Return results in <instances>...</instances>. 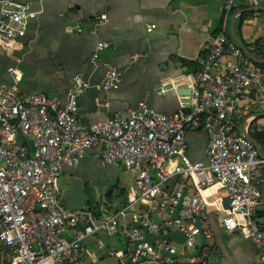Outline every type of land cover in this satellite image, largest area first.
Masks as SVG:
<instances>
[{
	"label": "built area",
	"instance_id": "built-area-1",
	"mask_svg": "<svg viewBox=\"0 0 264 264\" xmlns=\"http://www.w3.org/2000/svg\"><path fill=\"white\" fill-rule=\"evenodd\" d=\"M32 1L0 0V52L24 47L27 25L40 13L32 8ZM248 2L259 6L258 0ZM234 6L235 0H224V14ZM81 26L79 22L76 32ZM107 47L100 42L96 49ZM106 68L102 88L116 89L122 71L107 64ZM195 82L189 109L181 105L166 114L142 101L127 117L91 126L78 119L77 97L89 87L80 79L64 103L45 94L22 95L16 85L2 89L0 245L8 249L10 264H78L86 254L88 237L114 236L126 219V248L109 252L117 264H179L180 259L163 252L185 255L197 249L200 232L195 221L208 207L201 190L215 184L226 198V206H220L221 226L248 238L256 263L264 264V228L256 218L263 198L264 159L234 124L242 98L263 89L264 74L244 57L223 27L210 39ZM195 129L208 133L205 161H193L187 153V132ZM261 130L264 126L256 125L248 132ZM93 148L99 149L103 166L120 164L134 176L127 204L115 211L100 206L99 217L88 208L63 207L58 184L63 168L75 167ZM260 148L264 154V144ZM172 178L183 181L182 189L193 188L175 219L171 216L183 191L169 192L166 185ZM155 215L161 222H154ZM132 223L143 225L150 236L180 232L186 239L183 243L156 239L152 246ZM207 257L202 250L190 258L191 264H205Z\"/></svg>",
	"mask_w": 264,
	"mask_h": 264
},
{
	"label": "crops",
	"instance_id": "crops-1",
	"mask_svg": "<svg viewBox=\"0 0 264 264\" xmlns=\"http://www.w3.org/2000/svg\"><path fill=\"white\" fill-rule=\"evenodd\" d=\"M258 2V7L264 8V0ZM223 3L224 0H33L32 8L40 13L27 25L24 47L0 52V91L16 85L22 95L45 94L64 103L75 80L80 79L89 85L77 97L78 119L83 126L127 117L142 101L166 114L178 111L181 105L189 109L196 83L195 65L202 60L216 30L224 27L230 34L233 15L224 14ZM248 8L255 7L248 0H235L232 10ZM103 15L104 21L100 19ZM239 16L234 19V27L236 33L240 30V40L252 48L255 43L264 48V12L246 13L243 19ZM79 22L82 30L76 32ZM100 42L108 47L98 51ZM106 64L122 71L119 86L108 91L102 88ZM256 68L264 74V66ZM263 101L264 87L242 98L234 114L240 133L243 130L250 135L249 127L264 126ZM186 140L190 158L205 161L208 133L203 129L189 130ZM58 184L60 202L66 209L98 212L100 206H105L115 211L127 204L134 176L120 164L103 166L99 149L93 148L85 152L78 165L63 168ZM182 184L181 179L172 178L166 188L169 192L180 189L190 196L193 188L190 185L182 189ZM263 185L264 180L256 215L264 228ZM102 193L107 203L102 201ZM201 195L208 204L200 218L208 242L203 249L208 255L205 264H257L249 239L238 231L227 232L220 224V206H226V198L219 185L202 189ZM127 223L128 219L120 222L116 235H104L125 239ZM100 234L84 241L86 254L78 264H89L90 256L93 263L103 260L100 251L105 243ZM126 246L127 243L124 249ZM179 264H191V259H180Z\"/></svg>",
	"mask_w": 264,
	"mask_h": 264
},
{
	"label": "water",
	"instance_id": "water-1",
	"mask_svg": "<svg viewBox=\"0 0 264 264\" xmlns=\"http://www.w3.org/2000/svg\"><path fill=\"white\" fill-rule=\"evenodd\" d=\"M251 12H264V8L263 7H255V8H248V9H244V10H241V11H238L236 12L233 17L231 18V21H230V25H229V32H230V36L232 38V40L234 41V43L245 53V55L254 63H264V60H258L256 59L250 52L249 50L247 49V47L244 45V43L242 42V40H240V38L238 37L236 31H235V27H234V19L237 15H241V14H244V13H251ZM182 92L184 91V89L181 90ZM179 93V91H178ZM264 115V113H263ZM242 135L250 140L256 150L258 151V154L259 156L264 159V154L260 148V146L258 145V143L250 136L248 135L245 131H241ZM187 195V192L186 191H183L182 192V195L181 197L179 198L175 208H174V211L172 213V216L171 218L172 219H175L177 218L178 216V211L182 205V201H183V198ZM153 220L154 222H161L158 217L155 215L153 217ZM195 226L197 227V229L199 230L200 234H199V246L197 247V249L195 251H193L192 253H189V254H185V255H180V254H175V255H169L168 253L166 252H163V255L165 256H170L174 259H190V258H195V257H198L200 252L206 248L208 246V242H207V239L204 235V232L202 230V227H201V221L199 218L196 219L195 221ZM132 227L133 228H140L141 230H143V233H144V238H143V241L144 242H147L149 243L150 245L153 246V243L156 239H166V240H169V241H174V242H177V243H183L185 242V235L183 233H180V232H171V233H168L166 235H162V236H159V237H154V236H150L147 232H146V228L139 224V223H132ZM138 243H136L137 245ZM135 245V246H136Z\"/></svg>",
	"mask_w": 264,
	"mask_h": 264
},
{
	"label": "trees",
	"instance_id": "trees-1",
	"mask_svg": "<svg viewBox=\"0 0 264 264\" xmlns=\"http://www.w3.org/2000/svg\"><path fill=\"white\" fill-rule=\"evenodd\" d=\"M235 10H231V15H234L235 14ZM246 15V13H244V14H242V15H240L239 16V18L240 19H243L244 18V16ZM221 30V27L218 29V30H216L215 32H214V35L215 34H217L219 31ZM227 35H228V37L230 38V40L232 41V42H234L233 40H232V38H231V36H230V34L229 33H227ZM237 35H238V37L239 38H241V35H240V30L238 29V32H237ZM246 47H247V49L249 50V52L256 58V59H258V60H264V48H262L260 45H258V43H255L254 44V47L252 48L251 47V45H249V44H244ZM243 55H244V57H246L247 59H249L246 55H245V53L243 52ZM204 56V55H203ZM203 58V57H202ZM250 60V59H249ZM253 64H254V66L255 67H257V66H260V67H263L264 65L263 64H257V63H254V62H252ZM195 65V64H194ZM196 66V68H197V71L195 70V74H197V72H198V70H199V67H200V63H198L197 65H195ZM250 136L260 145V146H262L263 144H264V130H261V131H256V132H253V133H250ZM97 217H99V213L98 212H96V211H92ZM256 218H258V215H256ZM0 252L1 253H3V255H4V257H5V255L8 253V249L7 248H5L4 246H1L0 245ZM3 260H6L7 261V263H9V260L7 259V258H3Z\"/></svg>",
	"mask_w": 264,
	"mask_h": 264
},
{
	"label": "rangeland",
	"instance_id": "rangeland-1",
	"mask_svg": "<svg viewBox=\"0 0 264 264\" xmlns=\"http://www.w3.org/2000/svg\"><path fill=\"white\" fill-rule=\"evenodd\" d=\"M263 189H264V185H263ZM102 197V201L107 203V198L105 197V193L101 194ZM102 240L105 243V248H103L100 253H102L104 255L103 260H98L96 262H92L93 258L90 256L88 263L89 264H117V261L115 258L108 256V253L110 250H115V251H121L124 249L125 246V239L120 236L121 238L119 239V237H106L104 234H100L99 235ZM1 251V250H0ZM89 253L91 254L92 251L90 250ZM3 258H7L9 260V263H7L6 260H3ZM10 260L9 257H7L5 255H3V253L0 252V264H10Z\"/></svg>",
	"mask_w": 264,
	"mask_h": 264
}]
</instances>
